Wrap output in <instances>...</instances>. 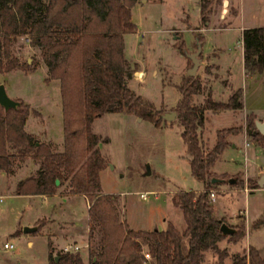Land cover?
<instances>
[{"label": "rangeland", "instance_id": "rangeland-1", "mask_svg": "<svg viewBox=\"0 0 264 264\" xmlns=\"http://www.w3.org/2000/svg\"><path fill=\"white\" fill-rule=\"evenodd\" d=\"M202 3H208L203 12ZM131 15L136 29L124 34V56L131 72L128 85L136 94L165 109V113L171 112L180 96L177 84L193 65L189 55L200 47L197 53L200 63L194 75L199 77L201 88L193 101L202 102L208 91L215 99L225 100L242 84L245 103L249 81L244 74L240 79L241 30L245 25L264 26V0H136ZM29 41L28 36L11 39L10 57L15 60L16 67L0 73V82L10 97L17 99L15 95H20L38 105L39 110L30 115L26 130L36 133L40 141L50 143L52 150L62 151L60 87L58 81L46 83L54 78L43 77L46 69L40 49ZM229 62L230 67L227 66ZM209 111L205 112V118ZM247 113L240 109L241 119L246 118ZM175 118H165L161 126H155L134 114L106 112L93 121L92 129L100 136V152L109 161L99 173L100 191L115 196L114 205L120 219L131 228L163 229L168 219L178 223L182 213L172 202L173 193L203 188V183L191 174ZM235 118L232 113H222L213 120L206 122L205 119L201 131L203 148H210L216 141L217 129L236 123ZM246 140L252 147L260 146L253 156L248 144V163L244 162L243 149L240 150L244 140L238 139V145L225 148L212 165V172L222 180L212 187L216 194L211 201L214 214L225 223L230 226L244 224L242 238L231 242L225 237L221 244L236 243L228 251L241 254H246L251 245L264 256V183L258 184L264 174V145ZM23 160L27 163L18 172L17 163L21 160L14 161L15 174L0 175V264H48L52 239V255L75 251L73 247L65 249V243L78 244L77 251L81 257L84 255V263L89 264L91 252L99 250L101 233L88 217L87 198L69 192L63 166L55 196H14L15 181L35 174L39 168V160L31 156ZM229 178L235 181L230 183ZM247 179L254 181L257 187H252ZM144 191L148 192L145 199L139 195ZM260 218L263 221L256 227ZM42 220L39 230L23 232L24 225ZM18 228L21 232L14 234ZM5 240L12 242L14 247L3 248Z\"/></svg>", "mask_w": 264, "mask_h": 264}, {"label": "trees", "instance_id": "trees-1", "mask_svg": "<svg viewBox=\"0 0 264 264\" xmlns=\"http://www.w3.org/2000/svg\"><path fill=\"white\" fill-rule=\"evenodd\" d=\"M135 1L0 0V73L16 67L10 57L13 37L28 36L29 43L39 47L50 77L60 81L64 146L62 151H54L25 129L29 104L17 98L20 105L15 108L0 105V170L10 173L14 161L27 156L39 160L36 173L20 179L15 193L41 195L55 193L60 168H65L69 192L87 198L88 217L101 233L99 250L91 252L89 264H204L203 252L207 249L217 253L215 264H225L228 251L220 248L218 241L227 237L228 241L237 242L244 236V224L229 225L233 231L228 234L221 230L225 221L214 214L209 195L219 182H212L218 176L211 167L232 144L228 135L241 132L243 125L217 129L215 143L206 150L201 131L207 110L243 107L242 87L234 89L225 100L215 99L208 91L203 101L196 103L193 96L201 88L199 77L187 73L177 84L180 96L171 111L176 113L174 121L180 127L191 174L203 183L201 190H177L171 196L172 202L182 209L186 222L183 231L170 221L163 229L131 228L120 219L115 196L100 191L99 173L109 161L100 152V136L92 129L94 119L106 112H125L155 126L165 122L166 110L136 94L128 85L131 72L124 56V34L136 29L131 15ZM207 5L201 4L202 12ZM241 32L245 71H262L264 27H246ZM246 115L248 139L263 146L264 133L255 130V114ZM247 181L257 187L251 179ZM262 221L257 220L255 226ZM33 225L39 230L43 220ZM20 232L18 228L14 234ZM49 248L48 264H85L77 250L54 256L51 241ZM247 249L246 254L234 253L229 264H264V256L256 248L249 245ZM144 252L149 253V259Z\"/></svg>", "mask_w": 264, "mask_h": 264}, {"label": "crops", "instance_id": "crops-1", "mask_svg": "<svg viewBox=\"0 0 264 264\" xmlns=\"http://www.w3.org/2000/svg\"><path fill=\"white\" fill-rule=\"evenodd\" d=\"M255 26H262V25H258V24H256V25H245V26H243V28H246V27H255ZM208 47H211V46H208ZM213 48H214V46L211 47V49H213ZM211 52H213V51H211ZM198 59H200V57H198ZM42 62H43V60H42ZM43 65H44V67L46 69L45 70V73H44V76H43L45 78V77H47L49 75V70L46 67V65L44 64V62H43ZM240 65H241V68H242V73H241L240 79L242 80V75L244 74V76L247 77L248 78V81H249V85L246 86V88H248V89H246V91H245V97L247 99H246L245 103L243 101L244 104H243V107L241 109H243V111H247L248 113H253V114H255V116L257 115L255 120L261 119V118L264 117V69L262 71H260V72H257L256 71V73H248V72H246L245 69H244V65H243V51H242V55H241V58H240ZM227 66L230 67V62L227 63ZM52 81H58V84H59V87H60V81L58 79H51V80L47 81L46 83H49L50 84V83H52ZM241 87L243 88L242 84H241ZM242 91H244V88H243ZM15 97L16 98H22L30 106V112L28 114V117L26 118V123H25V129H26V125H27L28 119L30 118V115L33 114L34 110H39V107H38V105L32 104V101H29L28 99H24L23 97H20V95H15ZM239 111L240 110L226 109V110H223V112L221 111V112L213 113L210 110L206 114V122H207V120L209 121V119H212V120L215 119L216 116H218V115H220L222 113H232L233 115H236V118H235V121H234L236 123H234L232 125H228V126H234V125H241L242 124L243 125V130H241V132H239V133L229 134L228 135V140L232 142L231 145L233 147H236L238 145V139L246 140L248 138L247 137V134H246V126H247V124H246V118L244 117V119H241V115H239ZM228 126H223V127H228ZM220 128H222V127H220ZM28 132L33 133V134H36V133H34L32 131H28ZM46 143L52 148V146L50 145V143H48V142H46ZM248 144L250 145L251 143L248 142ZM250 146H251L250 148H251V153H252L251 155L256 156V149L258 147H260V146H258V147H252V145H250ZM241 149H243V148H240V150ZM247 150L249 151V148H247ZM26 163H27V160H21V161H19L17 163L18 164V166H17L18 167L17 168V172L22 167H24L26 165ZM13 168H14V165H12V170H13ZM15 172L16 171L13 170L10 173L9 172L6 173V172L0 170V175H1V177L2 176H5L6 177V175H13V173L15 174ZM28 175H26V176H28ZM26 176L20 177L19 179H17L15 181V184L13 186L14 189L16 188L17 182L20 179H22V178H24ZM199 190H201V189H199ZM56 194H57L56 192L55 193H52V194H41V195L40 194L19 195V194L13 193L14 196H22V197H36V196L53 197ZM180 210H181V213H182V209L181 208H180ZM218 217H220V216H218ZM167 221L172 222L175 225V227L178 230H180V231H183L186 228V222L184 220L183 213L181 214V217L179 218V222L178 223H176V222H174L173 220H170V219H168ZM141 229H144V228H141ZM222 241H223V239L220 240V241H218V246L220 248H224L225 247L227 249V251H228V248L229 247H234L236 245V243H231V244L225 243V244H221V243H223ZM51 242H52V246H54L53 239L51 240ZM70 244L71 243H65L63 246L66 247V246H69ZM73 244H75V243H73ZM76 245H78V244H76ZM236 252L237 251H231V252L228 251V255H226V257L224 258L225 264L231 263V261H232V258L231 257ZM203 253H204V264H215L216 261L218 260V257L216 256L215 252H213V250H211V249H207ZM82 258L84 259V255H82Z\"/></svg>", "mask_w": 264, "mask_h": 264}, {"label": "water", "instance_id": "water-1", "mask_svg": "<svg viewBox=\"0 0 264 264\" xmlns=\"http://www.w3.org/2000/svg\"><path fill=\"white\" fill-rule=\"evenodd\" d=\"M200 52V47L198 48V51L189 55L193 65L192 67H190V69L188 70V73L190 75H194L196 68L199 65V59L197 57V53ZM0 105H2L5 109H9V108H15L18 105H20V101L18 99L12 98L8 95L6 88L4 86L3 83L0 82ZM164 118H171V117H175L176 113L174 111L171 112H166L164 113ZM255 127H256V131H260L261 133H264V117L261 119H257L255 120ZM246 129H248V127L246 126ZM147 172H150V168L149 165H147ZM222 178H218V177H213L212 178V182L215 181H221ZM235 181L234 178H229V182L233 183ZM258 184L262 185L264 183V174H262L258 180ZM58 183V179H56V184ZM37 230V225H24L23 226V232L27 233V232H32V231H36ZM221 230L225 233L228 234L230 232L233 231V228L230 227L227 223L223 222L221 224Z\"/></svg>", "mask_w": 264, "mask_h": 264}, {"label": "built area", "instance_id": "built-area-1", "mask_svg": "<svg viewBox=\"0 0 264 264\" xmlns=\"http://www.w3.org/2000/svg\"><path fill=\"white\" fill-rule=\"evenodd\" d=\"M247 145H248V142L246 140H244V144L242 146L243 153H244V162L246 161V157H247ZM153 193L155 194L156 192L153 191ZM215 194H216L215 190L211 188L209 190V195H210V199L211 200L215 199ZM139 195H140V197L145 199L148 196V192L147 191L140 192ZM2 246L5 249H12L14 247V244L12 242H9V241L6 240V241L3 242ZM69 247H73L74 250H77L79 248V245H74V246L69 245V246H66L65 249H68ZM144 256H145L146 259L150 258V255H149L148 252H144Z\"/></svg>", "mask_w": 264, "mask_h": 264}]
</instances>
